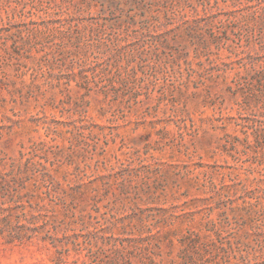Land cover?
<instances>
[{
    "label": "rangeland",
    "instance_id": "1",
    "mask_svg": "<svg viewBox=\"0 0 264 264\" xmlns=\"http://www.w3.org/2000/svg\"><path fill=\"white\" fill-rule=\"evenodd\" d=\"M176 1L183 8L170 0H89L91 8L67 18L84 36L50 18L22 35L24 59L0 66L1 187L15 185L12 161L43 142L62 150L68 165L60 174L84 182L100 215L125 218L130 229L159 219L170 232L134 249L96 231L65 264H124L119 248L132 264H182L184 236L209 221L228 247L255 244L264 230L254 207L256 181L264 179V0ZM111 35L121 41L109 43ZM66 83L70 94L59 87ZM79 84L92 92L85 102ZM103 91L112 103L99 101ZM81 111L91 133L74 130ZM34 184L26 182L23 201L31 195L49 208ZM7 196L0 193V264H56L54 251L1 234L3 219L17 216ZM248 263L264 264V254L249 249Z\"/></svg>",
    "mask_w": 264,
    "mask_h": 264
},
{
    "label": "trees",
    "instance_id": "2",
    "mask_svg": "<svg viewBox=\"0 0 264 264\" xmlns=\"http://www.w3.org/2000/svg\"><path fill=\"white\" fill-rule=\"evenodd\" d=\"M170 1L173 2L174 7L183 8L180 2ZM91 6L89 0H0V66L11 65L24 59L26 44L22 35H33L36 30H40L42 23H46L50 18H54V21L59 22L64 28L79 30L84 36L80 26L68 22L67 18L81 16ZM129 25H133V22ZM118 27L120 29L121 24H118ZM202 38L206 45L209 40L204 35ZM108 39L111 44H118L121 41L114 35ZM176 43H180L179 40ZM261 54L264 64V47L261 48ZM121 59L120 54L116 60L120 62ZM250 59L254 60L255 57L250 55ZM70 86L69 83L59 84L62 92L67 94L71 92ZM78 88V93L85 102L92 92L84 85L79 84ZM102 95L99 101L103 105L112 103L113 99L108 92L103 91ZM74 130L81 134L92 132V127L82 111L79 120L74 122ZM46 146L43 142L37 143L30 147L29 152L21 153L20 159L13 160L10 164L9 175L15 185L0 186V193L4 192L10 197V208L17 212L14 222L10 219H3L2 222L1 234L8 243L36 244L44 250L54 251L56 264H65L71 257V251H76L81 241L83 243L84 240L93 238L96 231L102 233L100 237L105 242H127L134 249H139L142 242L152 243L160 236H170V232L165 230L164 222L159 219L149 223L141 218L139 224L130 229L129 224L123 222L125 218L113 216V219H109L106 213L100 215L99 199L88 192L84 182L78 176L72 178V173L60 174L61 168L65 164L68 165L62 160V150L58 149V146L48 148ZM23 159H25L24 164L21 163ZM49 165L56 169L49 168ZM2 172L0 169L1 178H6L7 176ZM28 172H33L32 176H27ZM32 179H35L34 188L44 196L43 199L48 200L49 208L43 210L38 203L34 204L31 195L28 201H23L25 196L30 194L29 192L23 194L27 189L26 182ZM263 182L264 179L256 181L255 193L258 198L255 199L254 205L262 223H264V193L260 189ZM203 183L202 185L207 186L205 180ZM204 194L207 196L206 192ZM206 196L197 201L207 202ZM41 217L46 218L45 227L40 221ZM146 221L148 224L145 223ZM262 223L259 225L262 226ZM220 231V228L209 221L204 224L203 232H189L185 235L181 241L182 264H250L249 249L256 255L264 254V230L257 233L255 244L248 241L244 248L239 243L234 247H228L220 240ZM123 247L125 248L124 245ZM114 254L123 256L124 264H132L120 248ZM73 264H79L78 260H74Z\"/></svg>",
    "mask_w": 264,
    "mask_h": 264
}]
</instances>
